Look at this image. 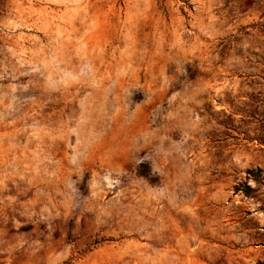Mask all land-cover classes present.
Returning a JSON list of instances; mask_svg holds the SVG:
<instances>
[{
    "label": "rangeland",
    "instance_id": "1",
    "mask_svg": "<svg viewBox=\"0 0 264 264\" xmlns=\"http://www.w3.org/2000/svg\"><path fill=\"white\" fill-rule=\"evenodd\" d=\"M0 264H264V0H0Z\"/></svg>",
    "mask_w": 264,
    "mask_h": 264
},
{
    "label": "trees",
    "instance_id": "2",
    "mask_svg": "<svg viewBox=\"0 0 264 264\" xmlns=\"http://www.w3.org/2000/svg\"><path fill=\"white\" fill-rule=\"evenodd\" d=\"M247 174L250 175L251 171H247ZM254 179L256 178V176L253 177ZM242 194L244 195H248V193L250 192V189L248 186H243L242 190H241Z\"/></svg>",
    "mask_w": 264,
    "mask_h": 264
}]
</instances>
